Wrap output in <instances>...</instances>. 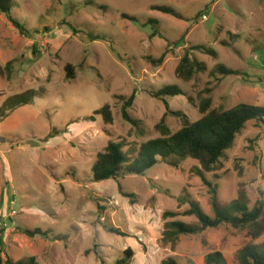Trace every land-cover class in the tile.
<instances>
[{
  "label": "rangeland",
  "instance_id": "374dc122",
  "mask_svg": "<svg viewBox=\"0 0 264 264\" xmlns=\"http://www.w3.org/2000/svg\"><path fill=\"white\" fill-rule=\"evenodd\" d=\"M166 7L175 13L157 8ZM21 35L0 13V219L7 226L3 259L37 264H114L132 248L131 264H206L222 252L238 264L246 245L264 242L224 224L163 241L165 223L198 224L187 215L196 202L214 216L210 187L198 161L178 167L160 161L144 174L92 181L97 154L120 142L133 161L143 143L171 133L185 120L239 103L264 105V0H15ZM158 21L163 37H151ZM184 38V45H168ZM202 46L206 50L193 49ZM190 51L205 64L192 79L176 69ZM166 54L162 63L159 58ZM74 66L68 79L65 67ZM239 74L224 75L218 66ZM177 85L183 94L155 93ZM134 125L125 120L124 103ZM110 106L112 122L96 111ZM218 199L253 208L264 198V122L250 121L216 169L204 173ZM4 229V231H2ZM27 229L38 233L31 237ZM121 232V234L119 233Z\"/></svg>",
  "mask_w": 264,
  "mask_h": 264
},
{
  "label": "trees",
  "instance_id": "16d2710c",
  "mask_svg": "<svg viewBox=\"0 0 264 264\" xmlns=\"http://www.w3.org/2000/svg\"><path fill=\"white\" fill-rule=\"evenodd\" d=\"M15 0H0V13L6 17L10 24L23 36L30 37L31 31L27 26L13 16ZM166 13H175L170 8H157ZM155 25L151 37L163 35L159 32L158 21L150 20ZM168 45L179 48L184 45V38L176 42H169ZM193 49L206 50L202 46ZM166 57L163 54L158 63H162ZM205 64L191 56L190 51H186L181 59L176 73L180 78L187 80L192 79L196 74L205 70ZM218 71L224 75L239 74L238 71L227 68L224 65L218 66ZM67 78L73 79L75 72L74 66L67 64L65 67ZM183 94V90L177 85H168L155 93L156 97L163 98L167 112L179 115L178 112H172L166 97ZM135 94H133L123 105L122 113L125 120L134 125L138 122L131 118L127 108L133 104ZM210 101L203 102L201 112L204 115L195 122L190 123L185 120L184 126L171 133L165 124V116L157 125L161 137L151 139L143 143L140 147L137 157L130 161L123 152V146L120 142L110 141L105 150L97 154L96 161L92 168V181L100 182L108 179L124 178L131 174H144L153 168L160 161L178 167L185 159H193L200 163L201 168L197 169V174L210 187L212 194V209L214 216L206 214L196 202H191L187 215H195L198 224L191 225L186 222L174 220L165 223L163 241L165 243L175 244L180 235L198 234L209 228H217L227 224L238 230H247L248 235L252 238H259L264 234V198H260L253 208H250L244 200L236 199L228 205H222L218 199L217 187L215 184L208 182L204 173L212 172L216 169L226 152L234 145L237 136L245 129L246 125L253 120L264 122V105H252L249 103H239L229 109H210ZM101 114L106 123H111L113 116L110 106L96 111ZM4 231V229H2ZM23 233L28 236H35L43 233L42 230L35 231L24 229ZM121 234V232H119ZM3 236L0 234V264H37L35 258L27 260L14 261L11 257L6 256L3 259ZM134 257L132 248L124 251L123 257L119 258L114 264H131ZM206 264H228L222 252L216 251L205 256ZM163 264H178L172 258L163 261ZM238 264H264V242L259 245H246L238 253Z\"/></svg>",
  "mask_w": 264,
  "mask_h": 264
},
{
  "label": "built area",
  "instance_id": "2783aa9c",
  "mask_svg": "<svg viewBox=\"0 0 264 264\" xmlns=\"http://www.w3.org/2000/svg\"><path fill=\"white\" fill-rule=\"evenodd\" d=\"M4 226H7V224L6 223H3V221L0 219V228H2Z\"/></svg>",
  "mask_w": 264,
  "mask_h": 264
}]
</instances>
